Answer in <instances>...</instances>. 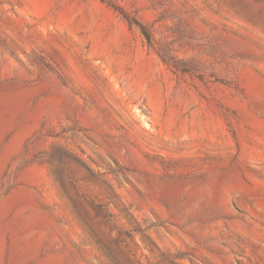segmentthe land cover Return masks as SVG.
Wrapping results in <instances>:
<instances>
[{
  "label": "rangeland",
  "instance_id": "obj_1",
  "mask_svg": "<svg viewBox=\"0 0 264 264\" xmlns=\"http://www.w3.org/2000/svg\"><path fill=\"white\" fill-rule=\"evenodd\" d=\"M49 257L264 264V0H0V264Z\"/></svg>",
  "mask_w": 264,
  "mask_h": 264
},
{
  "label": "bare ground",
  "instance_id": "obj_2",
  "mask_svg": "<svg viewBox=\"0 0 264 264\" xmlns=\"http://www.w3.org/2000/svg\"><path fill=\"white\" fill-rule=\"evenodd\" d=\"M33 248H35L36 243L32 244ZM30 248V247H29ZM28 248V249H29ZM31 251V250H30ZM29 251V252H30ZM57 258L56 257H49L48 259H46L45 261H40L42 263L39 262V264H56L57 263Z\"/></svg>",
  "mask_w": 264,
  "mask_h": 264
}]
</instances>
